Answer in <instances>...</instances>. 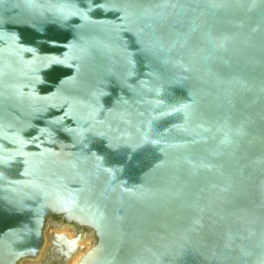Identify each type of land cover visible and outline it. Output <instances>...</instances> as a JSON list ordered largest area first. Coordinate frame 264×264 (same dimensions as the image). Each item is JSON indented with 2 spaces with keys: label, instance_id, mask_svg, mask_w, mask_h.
Here are the masks:
<instances>
[{
  "label": "water",
  "instance_id": "1",
  "mask_svg": "<svg viewBox=\"0 0 264 264\" xmlns=\"http://www.w3.org/2000/svg\"><path fill=\"white\" fill-rule=\"evenodd\" d=\"M43 251L264 264V0H0V264Z\"/></svg>",
  "mask_w": 264,
  "mask_h": 264
},
{
  "label": "bare ground",
  "instance_id": "2",
  "mask_svg": "<svg viewBox=\"0 0 264 264\" xmlns=\"http://www.w3.org/2000/svg\"><path fill=\"white\" fill-rule=\"evenodd\" d=\"M49 244H46V248ZM45 250V249H44ZM44 254L41 255V259L37 262H27V263H23V264H41L42 260H44L45 257V251H43ZM82 256V252H78L72 259L70 264H75L79 258Z\"/></svg>",
  "mask_w": 264,
  "mask_h": 264
}]
</instances>
